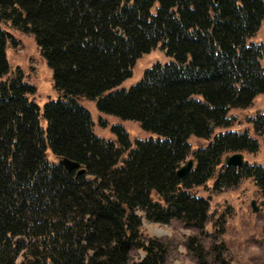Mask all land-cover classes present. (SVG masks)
Segmentation results:
<instances>
[{
    "label": "trees",
    "instance_id": "trees-1",
    "mask_svg": "<svg viewBox=\"0 0 264 264\" xmlns=\"http://www.w3.org/2000/svg\"><path fill=\"white\" fill-rule=\"evenodd\" d=\"M263 20L264 0H0V24L34 37L60 93L43 109L32 100L0 26V264H131L137 250L138 264H166L169 243L145 238L143 219L204 235L211 205L192 189L213 178L216 192L251 179L264 197L263 165L224 163L260 149L248 131L228 129L231 110L264 94V41L250 42ZM157 47L169 61L119 88ZM80 99L157 138L133 144L120 125L116 140L96 135ZM250 122L264 135V113ZM218 128L227 130L213 136ZM191 137L210 142L180 179ZM65 158L80 169L66 171Z\"/></svg>",
    "mask_w": 264,
    "mask_h": 264
},
{
    "label": "rangeland",
    "instance_id": "rangeland-1",
    "mask_svg": "<svg viewBox=\"0 0 264 264\" xmlns=\"http://www.w3.org/2000/svg\"><path fill=\"white\" fill-rule=\"evenodd\" d=\"M0 26L17 43V45L10 43L7 50L12 73L19 70L23 73L25 80L35 86L36 93L32 100L43 109L46 103L60 97V93L53 84L52 70L41 56L32 35L22 34L6 23H1ZM263 41L264 20L259 32L250 39V42L257 44ZM168 61L163 50L160 47L155 48L137 60L132 77L127 79L121 87L130 89L142 80L146 69L156 63L164 64ZM80 103L92 115L94 132L106 140H116L111 132L112 127L116 125L122 126L127 131L132 143L138 139L157 138L156 134L143 130L136 122L100 113L94 101L80 99ZM261 113H264V95L257 97L253 105L246 110H231L229 116L234 119L231 130L240 133L248 131L250 136L260 143V149L256 154L243 153L245 160L249 164L264 166V135L255 132L250 122ZM42 124L45 125L44 122ZM224 130L215 129L213 136ZM209 142V140L191 137L189 139L191 153L186 162L193 158L194 151L207 146ZM213 183L214 178L205 186L192 189V193L208 199L211 205V219L206 225L204 235L185 228L177 221L169 225H161L146 219H143L141 233L145 238H160L169 243L170 255L166 264H264V205H261L264 197L259 189L251 179H244L238 185L221 192L212 189ZM253 201H256L259 207L257 213L253 212ZM223 220H225L224 229L220 232L218 231L221 228L219 223L224 222ZM193 238H195L194 249L190 250L188 244ZM195 246L203 249L201 257H196L198 252ZM144 256L142 250L134 251L131 255V264H138Z\"/></svg>",
    "mask_w": 264,
    "mask_h": 264
},
{
    "label": "water",
    "instance_id": "water-1",
    "mask_svg": "<svg viewBox=\"0 0 264 264\" xmlns=\"http://www.w3.org/2000/svg\"><path fill=\"white\" fill-rule=\"evenodd\" d=\"M264 142V140H263ZM60 163L65 167V169L68 172L76 171L80 168V164L74 161H71L67 158L63 159L60 161ZM244 163V156L243 154H235L233 156H228L225 158V164L228 166H233L236 168H239L243 165ZM195 162L193 159L189 160L186 165L182 166L178 171H177V176L180 179H183L187 174H189L193 169H194ZM85 171L81 170L79 171V174H84ZM261 205H264V201L261 203ZM252 207H253V212L257 213L259 210V207H257L256 202H252ZM24 240V238H21Z\"/></svg>",
    "mask_w": 264,
    "mask_h": 264
}]
</instances>
